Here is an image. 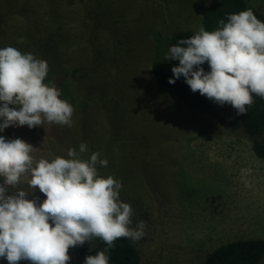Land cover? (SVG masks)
<instances>
[{
  "label": "rangeland",
  "instance_id": "obj_1",
  "mask_svg": "<svg viewBox=\"0 0 264 264\" xmlns=\"http://www.w3.org/2000/svg\"><path fill=\"white\" fill-rule=\"evenodd\" d=\"M212 2L0 0V47L32 51L62 71L63 100L73 108L58 132L45 122L43 132L16 124L3 134L31 144L34 162L67 158L81 142L88 148L81 159L97 152L107 160L99 174L121 182L132 227L144 222L142 237L129 238L143 264H204L227 242L264 239V161L248 136L226 126L235 109L209 99L210 113L195 112L161 92L151 74L153 63H169L172 32H196ZM247 2L264 13V0ZM29 178L22 174L9 192L34 193L39 203L44 196L28 187ZM68 255V264H83L73 247Z\"/></svg>",
  "mask_w": 264,
  "mask_h": 264
},
{
  "label": "clouds",
  "instance_id": "obj_2",
  "mask_svg": "<svg viewBox=\"0 0 264 264\" xmlns=\"http://www.w3.org/2000/svg\"><path fill=\"white\" fill-rule=\"evenodd\" d=\"M217 23L221 26L215 30L200 27L168 48L164 60L178 61L168 83L183 77L190 91L217 105H231L239 116L254 96L264 99V22L249 8ZM47 71V62L32 51L0 47V258L8 264H68L70 248L86 241L91 246L98 237L106 247L86 255L83 264H108L113 241L139 239L144 222L132 227L131 206L119 199L121 182L99 174L97 165L104 167L107 160L98 159L97 152L81 159L88 150L81 142L78 150L67 149V158L34 162L31 144L3 134L8 125L31 129L44 121L71 123V104L43 82ZM22 174L30 177L29 188L43 194L39 203L34 193L9 192Z\"/></svg>",
  "mask_w": 264,
  "mask_h": 264
},
{
  "label": "trees",
  "instance_id": "obj_3",
  "mask_svg": "<svg viewBox=\"0 0 264 264\" xmlns=\"http://www.w3.org/2000/svg\"><path fill=\"white\" fill-rule=\"evenodd\" d=\"M213 2L207 5L202 12L201 25L206 31L215 30L218 21L226 22V14L238 13L245 9H251L257 19L264 22V13L255 6L250 5L247 0H212ZM165 18V17H164ZM169 21L170 27L173 28ZM167 24V23H164ZM161 23L156 26L160 27ZM162 26V25H161ZM155 27V28H156ZM155 33L153 29L151 31ZM195 32L189 28L177 29L172 32L168 39V47L175 45L179 40L186 39ZM178 64V61L169 60L167 65H162L158 62L152 64L151 74L158 89L174 97L179 103L189 109L207 114L211 112V104L208 98L199 94V92L190 91L189 87L184 83L183 77L175 79L174 83L169 84L168 80L172 77L171 67ZM205 71H208V65L205 62L202 65ZM48 71L46 77L52 80V84L60 91V98L67 96V87L63 88V81L66 76L62 71H59L54 65H47ZM45 77V78H46ZM84 106L86 103L83 104ZM83 107V106H82ZM84 110V107L83 109ZM46 121L38 127V130L43 132L46 127ZM52 126L53 132H58L55 129L57 124L47 123ZM226 126L236 131L244 133L251 139V148L254 155L264 161V99L253 97V103L247 107V112L239 116L230 115L227 118ZM48 134V133H47ZM106 244L100 238H93L91 246L89 242L83 245L75 246L73 249L84 260L86 255H94L97 251H102ZM109 257L108 264H143L142 257L138 248L133 242L126 237H121L113 241V246L108 249ZM264 258V239L250 238L238 239L227 242L214 250H212L205 259L204 264H259Z\"/></svg>",
  "mask_w": 264,
  "mask_h": 264
}]
</instances>
